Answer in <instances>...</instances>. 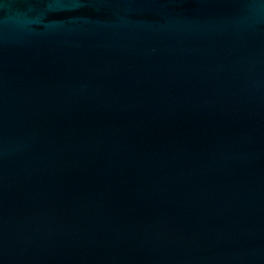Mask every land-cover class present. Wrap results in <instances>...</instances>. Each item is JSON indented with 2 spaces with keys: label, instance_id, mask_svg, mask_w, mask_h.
I'll list each match as a JSON object with an SVG mask.
<instances>
[{
  "label": "water",
  "instance_id": "water-1",
  "mask_svg": "<svg viewBox=\"0 0 264 264\" xmlns=\"http://www.w3.org/2000/svg\"><path fill=\"white\" fill-rule=\"evenodd\" d=\"M0 264H264V0H0Z\"/></svg>",
  "mask_w": 264,
  "mask_h": 264
}]
</instances>
